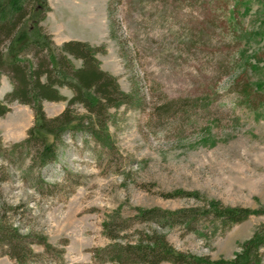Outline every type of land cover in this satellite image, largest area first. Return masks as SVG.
<instances>
[{"label": "rangeland", "instance_id": "1", "mask_svg": "<svg viewBox=\"0 0 264 264\" xmlns=\"http://www.w3.org/2000/svg\"><path fill=\"white\" fill-rule=\"evenodd\" d=\"M48 3L41 24L55 44L70 39L100 47V67L131 100L110 110L113 149L87 132L68 131L44 166L14 146L33 126V109L7 103L0 117V225L17 229L30 250L19 262L0 241V264H119L93 255L111 243L103 223L115 212L129 217L206 200L264 204V100L253 108L237 90L243 82L264 95V0ZM12 89L2 74L0 100ZM58 90L72 96L68 87ZM66 105L43 101L48 117ZM178 191L199 196H165ZM132 223L125 236L134 227H156L177 249L219 260L242 250L264 214L231 226L202 218L195 232L181 224ZM40 236L52 249L37 242Z\"/></svg>", "mask_w": 264, "mask_h": 264}, {"label": "trees", "instance_id": "2", "mask_svg": "<svg viewBox=\"0 0 264 264\" xmlns=\"http://www.w3.org/2000/svg\"><path fill=\"white\" fill-rule=\"evenodd\" d=\"M48 11V0H0V79L2 74H6L13 85L4 100H0V117L8 112L7 103L13 101L33 109V126L28 130L27 137L14 146L30 152L32 164L39 166L56 157L58 142L68 131L87 132L101 145L113 149L109 130L110 110L131 100V95L121 89L118 79L100 67L97 58L100 47L79 40H68L61 46L55 44L41 24ZM21 36L28 38L21 39ZM72 58L79 59L81 65L75 66ZM237 86L238 95L247 97L253 108L258 106V98L264 100V95L253 92L243 82ZM61 87H68L72 96L66 98L61 95L58 90ZM45 100H66L67 105L59 115L48 117L43 108ZM77 106H81L85 112L78 111ZM174 195L199 196L183 191L165 196ZM263 214L264 204L252 209L224 205L217 200H206L203 205L177 210L138 209L135 215L129 217L115 212L103 223L104 233L111 243L97 247L93 255L119 264H262L264 224L257 227L232 259L219 260L177 249L169 242L167 235L156 227H134L131 233H126L128 236L124 232L130 230L134 225L132 222H153L161 226L181 224L195 232V225L202 218L231 226L251 215ZM124 236L127 240L121 241ZM0 241L19 262L21 253L30 250L25 236L17 229L2 224ZM37 242H45V248L52 249L41 236Z\"/></svg>", "mask_w": 264, "mask_h": 264}, {"label": "crops", "instance_id": "3", "mask_svg": "<svg viewBox=\"0 0 264 264\" xmlns=\"http://www.w3.org/2000/svg\"><path fill=\"white\" fill-rule=\"evenodd\" d=\"M68 40H70V39H68Z\"/></svg>", "mask_w": 264, "mask_h": 264}]
</instances>
